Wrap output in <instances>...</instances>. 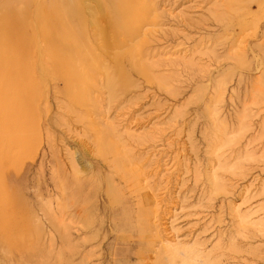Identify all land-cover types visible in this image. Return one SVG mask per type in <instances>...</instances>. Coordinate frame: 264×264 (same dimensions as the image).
Returning a JSON list of instances; mask_svg holds the SVG:
<instances>
[{"label": "rangeland", "instance_id": "rangeland-1", "mask_svg": "<svg viewBox=\"0 0 264 264\" xmlns=\"http://www.w3.org/2000/svg\"><path fill=\"white\" fill-rule=\"evenodd\" d=\"M0 264H264V0H0Z\"/></svg>", "mask_w": 264, "mask_h": 264}, {"label": "bare ground", "instance_id": "bare-ground-1", "mask_svg": "<svg viewBox=\"0 0 264 264\" xmlns=\"http://www.w3.org/2000/svg\"><path fill=\"white\" fill-rule=\"evenodd\" d=\"M172 55H173V54H172ZM77 172H78V173H80V172H81V170H80L79 168H77ZM77 172H76V173H77ZM259 220H260V219H259Z\"/></svg>", "mask_w": 264, "mask_h": 264}]
</instances>
